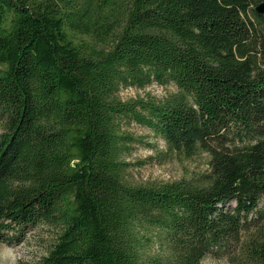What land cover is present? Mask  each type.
I'll list each match as a JSON object with an SVG mask.
<instances>
[{"label": "trees", "instance_id": "trees-1", "mask_svg": "<svg viewBox=\"0 0 264 264\" xmlns=\"http://www.w3.org/2000/svg\"><path fill=\"white\" fill-rule=\"evenodd\" d=\"M264 0H0V243L37 264H264ZM173 83L164 98L123 88ZM134 122L209 155L139 185Z\"/></svg>", "mask_w": 264, "mask_h": 264}, {"label": "rangeland", "instance_id": "rangeland-1", "mask_svg": "<svg viewBox=\"0 0 264 264\" xmlns=\"http://www.w3.org/2000/svg\"><path fill=\"white\" fill-rule=\"evenodd\" d=\"M177 91L173 83L160 85L153 83L145 88H123L119 96L123 100L143 97L151 94L157 98H164ZM130 132L141 140L135 144L127 160L133 163L130 178L139 185L160 184L189 180L201 182L209 173V155L199 153L192 158L170 152L165 142L148 128L131 122L127 125ZM260 208L264 209V201ZM55 240L54 230L47 224L41 223L30 228L22 243L7 245L0 243V264H37L48 254ZM202 264H231L229 255H208Z\"/></svg>", "mask_w": 264, "mask_h": 264}, {"label": "water", "instance_id": "water-1", "mask_svg": "<svg viewBox=\"0 0 264 264\" xmlns=\"http://www.w3.org/2000/svg\"><path fill=\"white\" fill-rule=\"evenodd\" d=\"M255 12L257 14H264V2L259 3L256 7H255Z\"/></svg>", "mask_w": 264, "mask_h": 264}]
</instances>
